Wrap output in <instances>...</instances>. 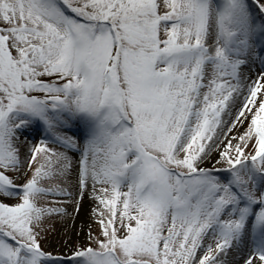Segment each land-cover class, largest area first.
<instances>
[{"label": "snow or ice", "instance_id": "1", "mask_svg": "<svg viewBox=\"0 0 264 264\" xmlns=\"http://www.w3.org/2000/svg\"><path fill=\"white\" fill-rule=\"evenodd\" d=\"M69 153L98 232L61 258ZM236 256L264 264V0H0V264Z\"/></svg>", "mask_w": 264, "mask_h": 264}, {"label": "rangeland", "instance_id": "2", "mask_svg": "<svg viewBox=\"0 0 264 264\" xmlns=\"http://www.w3.org/2000/svg\"><path fill=\"white\" fill-rule=\"evenodd\" d=\"M256 70H258V66H257ZM251 75L254 79L255 78V70L251 73ZM227 119L228 118L225 117V120H227ZM241 131H243V129H241ZM232 134H235V132ZM41 135H42V133L32 134V136L30 137V142L31 143H37L39 141V139L41 138ZM23 139L24 138H22V140ZM25 154H27V148H25ZM218 158H219L218 154H216V156H214V157H210L209 161H207L204 166L205 167H211L215 163V160ZM23 180H24V177L22 175H20V178L17 181V183H23ZM52 183L55 184V183H61V182L60 181H53ZM61 186H67L68 187V184L64 185L63 183H61ZM69 190L71 191V189H69ZM72 192H73V198H72L71 203H64V204H60V203L53 204L52 203V201H54V200L55 201H67L70 199L69 197L45 196L40 201V203L42 205H46L49 207H64L66 209L65 215L53 214L51 217L46 218V223L44 225L45 231L42 233L43 238L41 240V246L45 251L51 252L53 254V256H60L61 258L70 257L76 247H78V246L82 247V246L86 245L88 242L89 231H91L93 234H96L98 232V225L96 224L95 217L93 216V209L96 207V202L92 200L93 205L88 210L89 214H88L86 223L83 227L82 234L79 236L73 237L69 241V243L67 244V251L60 252V251L54 249L52 245H50V240L56 234V232L60 229V225L62 223V219L64 218V216H66L67 214H69L71 212L77 213V212H79V210L81 211L82 205L84 203V198L81 200L76 195V193H77L76 191H72ZM4 199H5V202H7L9 204H14L17 202L15 198H13V199L4 198ZM77 203H78V210H77ZM229 260H230L231 264H240V262H241V258L239 256L229 257Z\"/></svg>", "mask_w": 264, "mask_h": 264}, {"label": "bare ground", "instance_id": "3", "mask_svg": "<svg viewBox=\"0 0 264 264\" xmlns=\"http://www.w3.org/2000/svg\"><path fill=\"white\" fill-rule=\"evenodd\" d=\"M225 117L228 118L227 116ZM216 154L217 152L214 151L211 157L216 156ZM69 155L72 156L73 158L74 172H73L72 177L70 178L68 189H71V191L77 192L78 191L77 176H76L75 169L77 167L76 162L78 161L79 157H78V154H75V153H69ZM92 205H93L92 199L87 194H85L84 203L82 205L81 211L79 210V212L77 213L71 212L67 214L66 216H64V218L62 219V223L60 225V229L56 232V234L50 240V245H52L54 249L60 252L67 251V244L69 243V241L73 237L79 236L82 234L83 227L86 223V220L89 214L88 210L90 209V207H92Z\"/></svg>", "mask_w": 264, "mask_h": 264}]
</instances>
